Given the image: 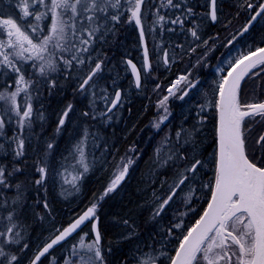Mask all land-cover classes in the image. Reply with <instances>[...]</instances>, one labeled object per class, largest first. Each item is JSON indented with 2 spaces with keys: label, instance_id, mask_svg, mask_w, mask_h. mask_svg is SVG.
<instances>
[{
  "label": "snow or ice",
  "instance_id": "6c2138e0",
  "mask_svg": "<svg viewBox=\"0 0 264 264\" xmlns=\"http://www.w3.org/2000/svg\"><path fill=\"white\" fill-rule=\"evenodd\" d=\"M0 264H264V0H0Z\"/></svg>",
  "mask_w": 264,
  "mask_h": 264
},
{
  "label": "trees",
  "instance_id": "16d2710c",
  "mask_svg": "<svg viewBox=\"0 0 264 264\" xmlns=\"http://www.w3.org/2000/svg\"><path fill=\"white\" fill-rule=\"evenodd\" d=\"M130 39H131V38H130ZM219 54H220V53L218 52L217 55H219ZM215 62H216L215 60L212 61V63H215ZM204 71H205L206 73H210V72H211L210 69H205ZM211 78H212V76L209 74L208 77H207V79L210 80ZM138 107H139V105L137 106V108H138ZM65 215H70V213H68V212L65 210Z\"/></svg>",
  "mask_w": 264,
  "mask_h": 264
},
{
  "label": "flooded vegetation",
  "instance_id": "af4514ba",
  "mask_svg": "<svg viewBox=\"0 0 264 264\" xmlns=\"http://www.w3.org/2000/svg\"><path fill=\"white\" fill-rule=\"evenodd\" d=\"M146 102V101H145ZM140 104V101H137V106ZM144 123H147V117L144 119Z\"/></svg>",
  "mask_w": 264,
  "mask_h": 264
}]
</instances>
